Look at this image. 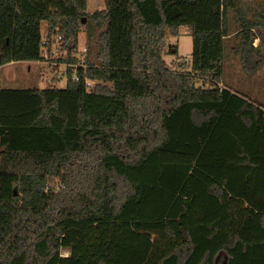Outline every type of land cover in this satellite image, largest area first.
I'll list each match as a JSON object with an SVG mask.
<instances>
[{
  "label": "trees",
  "instance_id": "trees-1",
  "mask_svg": "<svg viewBox=\"0 0 264 264\" xmlns=\"http://www.w3.org/2000/svg\"><path fill=\"white\" fill-rule=\"evenodd\" d=\"M86 6L0 0V67L39 61L44 35L61 37L68 63L82 28L87 59L97 44V65L77 68L78 81L68 69L64 88L0 86V264H215L220 253L264 264V110L222 85L231 37L243 69L262 66L252 43L263 11L243 0ZM181 27L192 53L171 68L166 41Z\"/></svg>",
  "mask_w": 264,
  "mask_h": 264
},
{
  "label": "rangeland",
  "instance_id": "rangeland-1",
  "mask_svg": "<svg viewBox=\"0 0 264 264\" xmlns=\"http://www.w3.org/2000/svg\"><path fill=\"white\" fill-rule=\"evenodd\" d=\"M243 8L247 14H255L263 11L264 13V0H243ZM105 9V0H87L86 10L88 13L94 11H100ZM46 28L42 24L41 32L45 34ZM260 39L264 40V29L257 31ZM233 37L227 39L224 57H223V84L231 87L233 90L248 93L249 98L258 103L264 110V62L261 64V58L256 57L255 60L259 61L262 65L259 69H255L253 64L247 66L246 69L242 68V63L239 56L233 52L232 45H234ZM167 46L172 45L177 47V55H164L165 63L174 68L176 65L188 61L192 53V40L186 27L180 28V34L176 38H168L166 41ZM87 45V34L85 28H82L78 35L77 52H80L84 46ZM88 59L86 57V66H96L94 62V56L97 53V44L92 45ZM167 53V52H165ZM264 53V49H263ZM91 55V56H90ZM264 57V54H262ZM81 57V56H80ZM77 62V60H76ZM28 67V70H27ZM253 67V68H249ZM59 67L47 69L45 65L37 62L30 63H10L0 67V86L7 89H28L39 88L44 89L47 87H57L59 89L65 87V79L58 77L52 78L54 74H57ZM63 72V68L60 71ZM44 74L43 76H41ZM46 75V77H45ZM44 77V80H42ZM48 79H45L47 78ZM51 78V83L47 82ZM101 82H97L100 84ZM197 85L207 86L208 83L198 81ZM221 86V85H220ZM224 116L227 118V112H224ZM62 256H67L68 252L61 251ZM226 256L224 253H220L215 264H225Z\"/></svg>",
  "mask_w": 264,
  "mask_h": 264
},
{
  "label": "built area",
  "instance_id": "built-area-1",
  "mask_svg": "<svg viewBox=\"0 0 264 264\" xmlns=\"http://www.w3.org/2000/svg\"><path fill=\"white\" fill-rule=\"evenodd\" d=\"M40 46H41V59L37 61V63L45 65V67H47V69L49 70H52V68L59 67L57 70L61 71L63 68L62 73L58 71V73L54 74L52 78L61 77L66 79L67 70L71 69L73 71L71 75V80L78 81L77 68L81 67L83 70H86L87 68V66L85 65V59H86L85 46L82 48L80 52L76 51L71 53V57L77 60L76 63H70V62L68 63L65 61L67 53L62 46V39L60 36H57L56 39L53 41V43L50 45L46 35H44L43 39L41 40ZM43 75L44 74H42L41 76ZM45 79H48V77ZM42 80H44V77H42ZM47 82L51 83V78H49ZM84 83L86 87L90 89L97 84V81L85 79Z\"/></svg>",
  "mask_w": 264,
  "mask_h": 264
},
{
  "label": "crops",
  "instance_id": "crops-1",
  "mask_svg": "<svg viewBox=\"0 0 264 264\" xmlns=\"http://www.w3.org/2000/svg\"><path fill=\"white\" fill-rule=\"evenodd\" d=\"M260 30H262V29H260ZM252 46H253L254 48H257V47L259 46V49H260V53H261V55L264 54V53H263V49H264V40L260 39L259 36L256 37V39L253 41ZM23 63H30V62H23ZM27 70H28V67H27Z\"/></svg>",
  "mask_w": 264,
  "mask_h": 264
}]
</instances>
